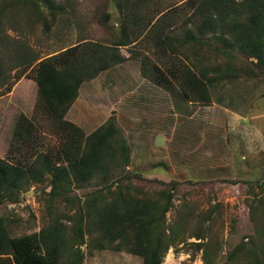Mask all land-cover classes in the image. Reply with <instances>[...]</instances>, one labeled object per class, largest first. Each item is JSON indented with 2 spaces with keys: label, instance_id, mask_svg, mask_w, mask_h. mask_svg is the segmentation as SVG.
Wrapping results in <instances>:
<instances>
[{
  "label": "rangeland",
  "instance_id": "1",
  "mask_svg": "<svg viewBox=\"0 0 264 264\" xmlns=\"http://www.w3.org/2000/svg\"><path fill=\"white\" fill-rule=\"evenodd\" d=\"M50 1L61 11L54 10L53 15L46 11L41 19L27 1L0 0V159L26 167L42 153L55 161L71 129L57 126L41 111L32 80L35 64L76 44H111L120 36L123 14L131 11L136 20L128 24L133 31L130 42L113 46L123 60L82 82L62 117L78 128L81 145L87 134L113 116L128 161L125 167L111 168V178L104 182L93 178L80 186H65L49 214L45 200L50 176L44 173L37 182L27 177L15 201H0L5 233L9 237L36 233L55 218L70 226L83 195L105 194L119 185L139 196L170 193L164 226L179 227L182 233L203 227V241L210 246L214 264H242L229 263L225 255L251 234L249 188L258 194L254 182L264 181V69L254 68L248 62L254 61L252 57H239L232 63L235 71L218 78L209 69L221 70L224 58L220 56L208 52L201 58L202 49L193 54L184 41H175L173 52L164 50L148 25L133 37L139 18L152 16V23L164 13L155 21V30L180 38L183 29L190 27L181 22L191 12L184 0ZM116 2L122 3L120 10ZM185 68L199 81H204L200 72L210 78L206 99L189 93L182 75ZM156 137L162 144L154 143ZM261 186L264 193V183ZM206 211L211 213L204 219ZM258 215L256 210L255 218ZM86 239L92 243L95 236ZM195 241L186 238L169 247L160 264H203L200 250L190 244ZM80 249L81 264H141L138 256L123 249L91 246L87 251L84 245Z\"/></svg>",
  "mask_w": 264,
  "mask_h": 264
},
{
  "label": "trees",
  "instance_id": "2",
  "mask_svg": "<svg viewBox=\"0 0 264 264\" xmlns=\"http://www.w3.org/2000/svg\"><path fill=\"white\" fill-rule=\"evenodd\" d=\"M26 1L31 12L41 19H44L46 11L50 15L54 10L61 11V6H53L50 0H23V4ZM139 2L142 4L144 0ZM182 3L189 6L191 12L181 20L182 24H190V27L183 29L180 38L170 37L163 29L155 30V21L164 13L155 17L152 23V16L139 18L141 24L133 37L148 25L151 27L149 32H154V41L157 45H164V50L173 52L174 42L184 41L190 44L193 54L196 51L198 55L197 51L201 48L204 56L200 55L201 58L205 59L208 52L220 56L224 58L221 70L209 69L218 78L228 77L235 71L232 63L239 57L245 60L252 57L254 61L248 62L254 68L264 69V0H184ZM115 4L119 10L123 6L119 2ZM133 18L135 16L131 11L123 14L119 25L120 36L109 45L92 42L76 44L35 64L32 80L41 111L57 126L70 127L71 133L64 135L65 140L55 155V161L42 153L37 154L26 167L0 159V201H15L27 177L37 182L45 173L50 176V190L45 200L49 214L53 200L58 196L63 197L67 189L65 186L71 183L80 186V183L93 178L104 182L111 178V168L126 166L128 149L114 124L113 116L110 115L87 134L81 145L77 141L82 136L78 128L63 121L62 117L76 97L82 81L123 60L113 46L130 42L133 31L128 29V24L136 20ZM165 22L166 19L163 26ZM182 75L190 94L198 99L207 98L205 85L210 78L200 72L204 81H199L189 68H185ZM115 179H119V175H115ZM263 183L260 179L254 182L258 194L249 188L251 198L247 199V208L253 225L252 232L245 241L240 239L227 251L225 260L229 263L239 260L242 264H264ZM170 205L171 194L168 192L156 197L139 196L129 192L127 187L118 185L108 189L105 194L94 191L83 195L82 201L72 212V224L67 227L55 218L36 233L9 237L3 230V219L0 217V254H9L12 264H81L83 253L80 246L84 245L87 251L91 246L97 249H123L138 256L141 264H160L169 247L192 237L197 241L190 244L200 250L202 263L214 264L210 246L203 241V227L182 233L179 227L164 226V214ZM256 210L259 211L257 218ZM210 213L204 212V219ZM92 234L95 239L91 243L86 237Z\"/></svg>",
  "mask_w": 264,
  "mask_h": 264
},
{
  "label": "crops",
  "instance_id": "3",
  "mask_svg": "<svg viewBox=\"0 0 264 264\" xmlns=\"http://www.w3.org/2000/svg\"><path fill=\"white\" fill-rule=\"evenodd\" d=\"M113 66H115V65H113ZM104 70H108V69H104ZM104 70H102V71H104ZM82 82H84V81H82ZM80 84H79V86H80ZM79 86L77 88V95H78ZM77 95H76V97H77ZM0 264H12L10 255L9 254H0Z\"/></svg>",
  "mask_w": 264,
  "mask_h": 264
},
{
  "label": "water",
  "instance_id": "4",
  "mask_svg": "<svg viewBox=\"0 0 264 264\" xmlns=\"http://www.w3.org/2000/svg\"><path fill=\"white\" fill-rule=\"evenodd\" d=\"M154 143L156 145H160V144H162V141H161V139L159 137H156L155 140H154Z\"/></svg>",
  "mask_w": 264,
  "mask_h": 264
}]
</instances>
